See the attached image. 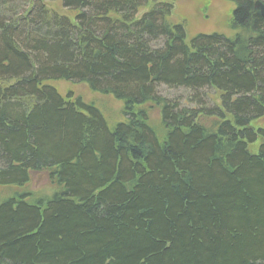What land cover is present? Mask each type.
Masks as SVG:
<instances>
[{"label":"trees","instance_id":"16d2710c","mask_svg":"<svg viewBox=\"0 0 264 264\" xmlns=\"http://www.w3.org/2000/svg\"><path fill=\"white\" fill-rule=\"evenodd\" d=\"M174 1L0 0V189L58 188L0 200V264H264V0H221L233 35L188 41Z\"/></svg>","mask_w":264,"mask_h":264},{"label":"rangeland","instance_id":"374dc122","mask_svg":"<svg viewBox=\"0 0 264 264\" xmlns=\"http://www.w3.org/2000/svg\"><path fill=\"white\" fill-rule=\"evenodd\" d=\"M45 5L53 11L60 14H67L57 3H45ZM234 9V5L228 1L221 0H175L173 3V10L171 13V19L173 22H181L184 25V31L186 35V41L191 37L203 34H221L227 37H231L233 32L229 29V18L231 11ZM141 13V12H140ZM139 13V14H140ZM56 91L63 97H69L72 99L79 98L85 104H92L101 111L104 118L113 125L122 119V111L119 102L112 97H103L98 94L90 92L85 86L80 84H72L67 82H54L52 83ZM158 94L167 100H176L182 106L191 107L186 104L188 93L182 89H167L165 87H159ZM208 102L216 106L219 105V94L212 90L206 92ZM149 124L159 132V116L156 108L152 106L144 107ZM201 125L207 128H213L215 120L212 119H200ZM252 126L254 128H264V120L255 121ZM259 141L253 145H249L248 149L251 153H256L258 149ZM58 188L47 180L45 175L39 179H33L24 187L23 190L2 188L0 189V200L11 196L13 192H30L36 196H50L57 191Z\"/></svg>","mask_w":264,"mask_h":264},{"label":"water","instance_id":"95a60500","mask_svg":"<svg viewBox=\"0 0 264 264\" xmlns=\"http://www.w3.org/2000/svg\"><path fill=\"white\" fill-rule=\"evenodd\" d=\"M254 7L258 10L260 16L264 19V5L260 2H255Z\"/></svg>","mask_w":264,"mask_h":264}]
</instances>
